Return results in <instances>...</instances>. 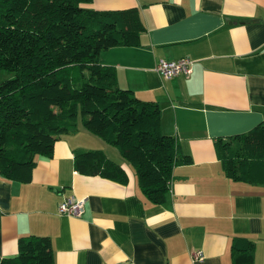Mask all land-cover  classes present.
I'll return each instance as SVG.
<instances>
[{"label":"crops","instance_id":"0c3cea01","mask_svg":"<svg viewBox=\"0 0 264 264\" xmlns=\"http://www.w3.org/2000/svg\"><path fill=\"white\" fill-rule=\"evenodd\" d=\"M94 11L139 10L137 47L102 51L117 84L160 109V131L179 158L162 205L146 201L133 168L78 123L52 158L36 156L31 181L0 176V259L19 238L51 242L54 264H264V185L228 178L215 142L264 120V0H91ZM194 61L188 77L162 79L159 60ZM100 151L127 176L121 184L74 168V151ZM83 200L78 217L58 213ZM236 239H239L236 241ZM232 245L234 248L232 249ZM202 260L192 261V253Z\"/></svg>","mask_w":264,"mask_h":264},{"label":"trees","instance_id":"16d2710c","mask_svg":"<svg viewBox=\"0 0 264 264\" xmlns=\"http://www.w3.org/2000/svg\"><path fill=\"white\" fill-rule=\"evenodd\" d=\"M89 2L0 0V71L13 75L0 82V176L29 183L36 156L52 158L55 142L80 123L130 164L146 201L162 205L174 166L191 161L179 158L174 139L161 133L158 106L120 88L115 69L98 62L102 51L139 46L145 31L139 10L81 7ZM77 74L81 84L74 88ZM215 150L228 178L264 185V120L248 133L217 139ZM74 168L127 183L100 151L75 150ZM0 264H54L51 242L19 238L17 254Z\"/></svg>","mask_w":264,"mask_h":264},{"label":"built area","instance_id":"2783aa9c","mask_svg":"<svg viewBox=\"0 0 264 264\" xmlns=\"http://www.w3.org/2000/svg\"><path fill=\"white\" fill-rule=\"evenodd\" d=\"M194 61L189 58H181L176 61L159 60L154 67L155 72L162 79L168 80L179 76L188 77ZM83 200L66 199L58 205V213L69 217H78L83 211ZM201 253H192V261H201Z\"/></svg>","mask_w":264,"mask_h":264},{"label":"rangeland","instance_id":"374dc122","mask_svg":"<svg viewBox=\"0 0 264 264\" xmlns=\"http://www.w3.org/2000/svg\"><path fill=\"white\" fill-rule=\"evenodd\" d=\"M13 75L8 73V72H4V71H0V82L3 81V80H7V79H10L12 78ZM73 84H74V88H79L80 84H81V80L79 78V75H74L73 77ZM111 147L112 149H115L113 146H109Z\"/></svg>","mask_w":264,"mask_h":264}]
</instances>
